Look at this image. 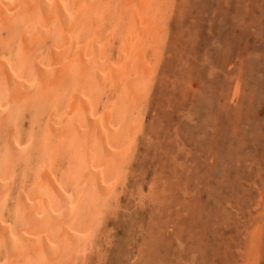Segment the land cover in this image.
<instances>
[{"label":"rangeland","instance_id":"rangeland-1","mask_svg":"<svg viewBox=\"0 0 264 264\" xmlns=\"http://www.w3.org/2000/svg\"><path fill=\"white\" fill-rule=\"evenodd\" d=\"M162 10L124 179L75 264H264V0H163Z\"/></svg>","mask_w":264,"mask_h":264},{"label":"bare ground","instance_id":"bare-ground-1","mask_svg":"<svg viewBox=\"0 0 264 264\" xmlns=\"http://www.w3.org/2000/svg\"><path fill=\"white\" fill-rule=\"evenodd\" d=\"M162 5L0 0V264H75L102 230L143 123L137 105L161 54Z\"/></svg>","mask_w":264,"mask_h":264}]
</instances>
